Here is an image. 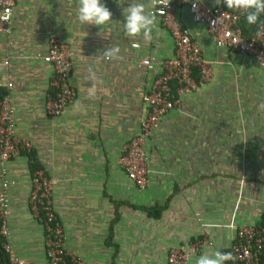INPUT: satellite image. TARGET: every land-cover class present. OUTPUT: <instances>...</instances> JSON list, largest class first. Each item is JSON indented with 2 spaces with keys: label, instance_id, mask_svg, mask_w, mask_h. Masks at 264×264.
Returning <instances> with one entry per match:
<instances>
[{
  "label": "crops",
  "instance_id": "obj_1",
  "mask_svg": "<svg viewBox=\"0 0 264 264\" xmlns=\"http://www.w3.org/2000/svg\"><path fill=\"white\" fill-rule=\"evenodd\" d=\"M133 2L148 6V0H102L113 15L101 30L78 22L77 0H15L11 31L0 34V57L12 62L15 130L32 144L29 154L3 165L8 240L27 264H47L43 228L29 205L33 165L51 180L66 251L83 264H167L171 248L207 238L212 246L188 257L186 264H195L204 252L228 249L238 227L264 226V67L215 46L185 5L175 7L173 18L210 63L211 76L182 95L146 140L143 190L118 164L146 117L142 97L161 73L160 62L174 55L158 20L150 41L125 36L123 9ZM51 39L72 53L75 92L55 117L44 108L52 67L37 57ZM108 46H118L120 58L104 60ZM5 73L0 69L2 82Z\"/></svg>",
  "mask_w": 264,
  "mask_h": 264
},
{
  "label": "built area",
  "instance_id": "obj_2",
  "mask_svg": "<svg viewBox=\"0 0 264 264\" xmlns=\"http://www.w3.org/2000/svg\"><path fill=\"white\" fill-rule=\"evenodd\" d=\"M14 3L15 0H0V34L8 35L11 31L10 17ZM177 5H185L192 22L205 26L215 46L248 55L264 67V22L255 32L244 36L238 23L246 13L224 9L221 4L208 6L197 0H170L167 8L164 5L151 8L149 12L154 13L169 30L174 55L160 62L161 73L142 97L147 108L146 117L141 122L139 133L123 146V153L118 159L128 180L140 191L145 188L149 173L143 147L146 140L159 127L161 118L179 104L182 95L195 90L211 76L210 63L202 57L198 45L190 39L187 31L179 27L173 18ZM71 56L68 47L55 39L49 40L46 54L37 55L52 67L50 91L46 94L44 105L45 113L50 117L60 115L74 100L75 92L69 83ZM140 64L151 66L149 60H143ZM11 68L10 59L0 57V69L6 71L4 82L0 74V264H27L16 255L8 240L9 205L6 191L10 183L4 179L3 165L32 149L31 142L20 137L15 130V109L9 95L12 82L8 70ZM194 74L198 80L193 77ZM30 184L29 205L43 228L47 264H83L65 249L63 230L52 207L50 178L37 168L31 173ZM211 246L210 240L199 238L185 249L171 248L167 264H186L190 254ZM221 252H231L234 257L226 264H258L264 259V226L238 227L234 242Z\"/></svg>",
  "mask_w": 264,
  "mask_h": 264
},
{
  "label": "clouds",
  "instance_id": "obj_3",
  "mask_svg": "<svg viewBox=\"0 0 264 264\" xmlns=\"http://www.w3.org/2000/svg\"><path fill=\"white\" fill-rule=\"evenodd\" d=\"M220 4V0H216ZM228 9L246 13L245 20L248 25H257L260 17L264 14V0H223ZM170 0H148V6L144 3H130V6L123 9L124 34L130 39L143 35L146 41L152 39V32L157 23V17L147 9L158 8L159 5L168 7ZM112 12L102 3V0H77L76 18L82 25H95L101 30L103 26L112 21ZM118 46H108L103 50V59L112 61L120 58ZM94 87V86H93ZM94 90L90 89L88 99H94ZM264 108V105L261 106ZM234 259L231 252H204L196 260L195 264H226Z\"/></svg>",
  "mask_w": 264,
  "mask_h": 264
},
{
  "label": "trees",
  "instance_id": "obj_4",
  "mask_svg": "<svg viewBox=\"0 0 264 264\" xmlns=\"http://www.w3.org/2000/svg\"><path fill=\"white\" fill-rule=\"evenodd\" d=\"M211 1H214L216 3V0H211ZM220 4L223 6L224 9H228L227 5L223 3V0H220ZM264 22V14L261 15L260 17V21L257 25H248L246 23V20H245V16L239 21V27H240V30H241V33L244 35V36H248L250 34H252L253 32L256 31L257 27L260 25V24H263ZM195 70V69H194ZM195 72V71H194ZM29 154V153H27ZM39 168L38 166L36 165H33L32 167V172L34 169H37ZM258 264H264V259H261L260 262Z\"/></svg>",
  "mask_w": 264,
  "mask_h": 264
}]
</instances>
